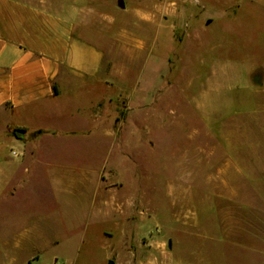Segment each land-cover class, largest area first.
<instances>
[{
  "label": "crops",
  "instance_id": "crops-1",
  "mask_svg": "<svg viewBox=\"0 0 264 264\" xmlns=\"http://www.w3.org/2000/svg\"><path fill=\"white\" fill-rule=\"evenodd\" d=\"M87 6L86 0H0V257L9 263L15 255L8 247L17 239L10 232L16 224L11 208L24 194L32 197L34 186L40 189V175L58 205L70 199L84 205L75 212V224L85 232L111 237L129 227L135 209L142 210L144 221L138 168L145 155L144 143L140 146L145 114L124 80L113 79L108 48L98 41L102 32L83 17ZM208 52H201L203 65L205 54L209 65L216 58L214 49ZM198 57L189 56V63ZM231 68L233 102L204 96L200 110L186 113L195 118L191 142L175 166L186 165L200 178L184 188L190 198L237 199V208L250 217L237 228L219 224L218 232L264 253V91L258 97L249 94L245 102L250 106L237 111V61ZM258 84L264 88V79ZM226 105L235 111L225 113ZM135 116L139 137L132 146L130 119ZM227 119L233 120L229 129ZM94 140L105 146L100 165L75 176L79 167L62 147L81 142L88 147ZM129 165L131 176L124 169ZM80 183L85 191L78 193L75 184ZM181 189L171 186L172 192ZM29 230L32 226L26 236ZM33 254L23 261L37 260Z\"/></svg>",
  "mask_w": 264,
  "mask_h": 264
},
{
  "label": "rangeland",
  "instance_id": "rangeland-1",
  "mask_svg": "<svg viewBox=\"0 0 264 264\" xmlns=\"http://www.w3.org/2000/svg\"><path fill=\"white\" fill-rule=\"evenodd\" d=\"M86 3L83 17L102 32L98 41L108 48L113 79L124 80L130 95L141 100L138 110L145 114L140 134L145 155L138 168L145 195L144 221L142 210L135 209L129 227L113 231L111 237L85 232L75 224V212L84 210V205L78 199L58 205L40 175V189L34 186L32 197L24 194L11 208L9 217L16 224L10 232L17 239L8 249L15 261L9 263L3 255L0 264H27L23 259L31 253L38 258L30 259L31 264H264V253L218 232L219 224L237 228L250 217L237 208V199L190 198L184 188L200 178L188 172L186 165L175 166V158H181L191 142L189 131L195 118L186 113L200 110L204 96L208 101L233 102L235 81L229 71L236 61L237 111L250 106L245 102L249 94L262 96L264 88L258 82L264 79V0ZM211 49L216 58L209 65ZM203 50L208 54L204 65ZM196 53L197 61L189 63L188 57ZM222 111L232 113L234 105ZM232 121L227 119V129ZM137 122L136 116L131 117L132 146H137L139 137ZM210 142L217 145L213 137ZM97 143L62 147L79 167L75 176L100 165L105 146ZM124 169L131 176V166ZM64 184L66 188L68 183ZM171 186L183 189L172 192ZM75 187L78 193L85 191L81 183Z\"/></svg>",
  "mask_w": 264,
  "mask_h": 264
},
{
  "label": "trees",
  "instance_id": "trees-1",
  "mask_svg": "<svg viewBox=\"0 0 264 264\" xmlns=\"http://www.w3.org/2000/svg\"><path fill=\"white\" fill-rule=\"evenodd\" d=\"M14 133H15L17 136H20V133L18 132L17 129L14 130Z\"/></svg>",
  "mask_w": 264,
  "mask_h": 264
},
{
  "label": "built area",
  "instance_id": "built-area-1",
  "mask_svg": "<svg viewBox=\"0 0 264 264\" xmlns=\"http://www.w3.org/2000/svg\"><path fill=\"white\" fill-rule=\"evenodd\" d=\"M13 153L15 154L16 152H15V151H13Z\"/></svg>",
  "mask_w": 264,
  "mask_h": 264
},
{
  "label": "water",
  "instance_id": "water-1",
  "mask_svg": "<svg viewBox=\"0 0 264 264\" xmlns=\"http://www.w3.org/2000/svg\"><path fill=\"white\" fill-rule=\"evenodd\" d=\"M121 4L123 5L122 0H121Z\"/></svg>",
  "mask_w": 264,
  "mask_h": 264
}]
</instances>
